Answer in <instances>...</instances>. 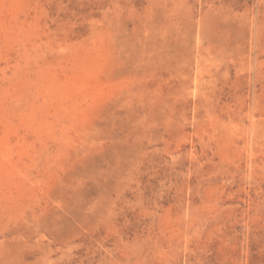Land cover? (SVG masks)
I'll list each match as a JSON object with an SVG mask.
<instances>
[{"label": "rangeland", "instance_id": "rangeland-1", "mask_svg": "<svg viewBox=\"0 0 264 264\" xmlns=\"http://www.w3.org/2000/svg\"><path fill=\"white\" fill-rule=\"evenodd\" d=\"M0 264H264V0H0Z\"/></svg>", "mask_w": 264, "mask_h": 264}]
</instances>
